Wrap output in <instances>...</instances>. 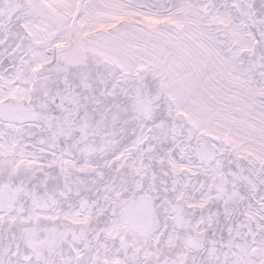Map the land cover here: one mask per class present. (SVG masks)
<instances>
[{"label": "snow or ice", "instance_id": "1", "mask_svg": "<svg viewBox=\"0 0 264 264\" xmlns=\"http://www.w3.org/2000/svg\"><path fill=\"white\" fill-rule=\"evenodd\" d=\"M0 264H264V0H0Z\"/></svg>", "mask_w": 264, "mask_h": 264}]
</instances>
